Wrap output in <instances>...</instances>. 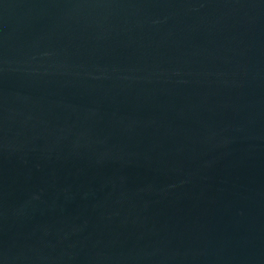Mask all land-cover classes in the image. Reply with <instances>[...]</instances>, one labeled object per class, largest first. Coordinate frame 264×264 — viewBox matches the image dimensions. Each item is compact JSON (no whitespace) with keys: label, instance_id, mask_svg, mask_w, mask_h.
Wrapping results in <instances>:
<instances>
[{"label":"water","instance_id":"obj_1","mask_svg":"<svg viewBox=\"0 0 264 264\" xmlns=\"http://www.w3.org/2000/svg\"><path fill=\"white\" fill-rule=\"evenodd\" d=\"M0 264H264V0H0Z\"/></svg>","mask_w":264,"mask_h":264}]
</instances>
